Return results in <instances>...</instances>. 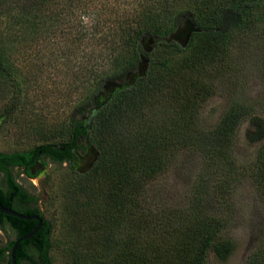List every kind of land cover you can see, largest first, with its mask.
Returning <instances> with one entry per match:
<instances>
[{"label": "trees", "instance_id": "16d2710c", "mask_svg": "<svg viewBox=\"0 0 264 264\" xmlns=\"http://www.w3.org/2000/svg\"><path fill=\"white\" fill-rule=\"evenodd\" d=\"M193 2L198 16L183 11L164 20L158 11L150 10L134 15V26H127V36L121 42L122 51L109 58L111 71L92 72V88L77 103L67 122L54 130H32L28 137L36 139L29 147L0 151V204L41 219L35 233L16 245L15 264H52V223L34 205L35 198L15 182L10 170L20 167L31 176L29 171L42 157L55 164L66 163L76 177L85 181L79 188L86 197L84 202L68 206V211L74 226H82L77 234L86 238L88 245L91 242L87 234L91 230L96 235L98 232L102 243L99 252L80 254L79 264H207L210 256L224 263L232 254L235 244L222 233V220L199 210L203 184L193 190L192 207L197 214L182 215L174 226L163 230L157 243L140 241L132 230L161 225L156 215L145 209L141 198L146 185L174 159L179 149L198 151L206 161L216 160L218 168L224 163L229 165L240 119L253 115L248 107L231 108L221 115L215 128H199L198 104L209 88L197 71L204 70L209 63L223 61V47L234 31L264 24V0ZM28 14L32 18L27 26H19L21 20L14 17L19 33L37 31L38 14ZM182 15L188 17L195 29L183 48L170 38ZM144 36L184 54L170 59L145 58V71L136 76L145 56L141 42ZM7 50V44L1 40L0 124L15 125L25 122L29 85L27 77L18 75ZM114 81L120 87L111 90ZM256 133L264 134L263 121L257 125ZM78 140L86 142L97 154L85 172H79L72 164L80 156ZM256 165L258 172L254 176L264 188V143L257 150ZM121 220L124 226L119 231ZM35 224L34 220L0 213V228H8L12 235L0 245V264H9L13 241ZM119 232L122 237H117ZM250 264H264V247L253 254Z\"/></svg>", "mask_w": 264, "mask_h": 264}, {"label": "rangeland", "instance_id": "374dc122", "mask_svg": "<svg viewBox=\"0 0 264 264\" xmlns=\"http://www.w3.org/2000/svg\"><path fill=\"white\" fill-rule=\"evenodd\" d=\"M148 10L158 11L164 20L183 11L199 15L193 0H0V41L7 44V54L18 75L28 78L25 96L30 101L24 123L0 124V151L29 147L36 139L29 138L32 130H54L65 124L77 103L91 90L92 72L111 71L109 58L122 51L127 26L132 27L137 17L134 15ZM28 12L39 16L35 20L37 31L19 33L14 17L21 20L19 26H27L32 18ZM187 19L182 15L177 28ZM141 42L145 52L142 58L147 60L184 54L148 36ZM223 48L222 62L209 63L197 71L209 88L198 104L197 122L199 128L211 130L227 109L252 110V117L240 119L230 163L218 168L216 160L206 161L198 151L179 149L146 185L141 198L161 227L155 224L142 227L141 231L136 227L132 230L140 241L157 243L163 230L174 226L182 215L197 214L192 207L193 190L203 184L199 210L222 220V233L235 244L224 263L210 256L207 264H250L253 254L264 247V188L254 176L258 172L257 150L264 143V134L256 133L257 125L264 122V24L234 31ZM111 85L120 84L114 81ZM2 102L0 99V105ZM77 144L82 158L72 164L79 172H85L97 154L83 140ZM10 170L15 182L35 198L34 205L52 223V264H79L78 257L83 252H99L102 241L98 232L96 235L95 231H88L92 246L88 245L86 238L77 234L82 226H74L68 211V206L86 198L79 191L85 183L82 177H76L66 163L55 164L46 157L29 171L31 176L20 167ZM121 221L119 231L124 226ZM118 236L122 237V232ZM11 238L8 228H0V245Z\"/></svg>", "mask_w": 264, "mask_h": 264}, {"label": "water", "instance_id": "95a60500", "mask_svg": "<svg viewBox=\"0 0 264 264\" xmlns=\"http://www.w3.org/2000/svg\"><path fill=\"white\" fill-rule=\"evenodd\" d=\"M194 30L195 29H194L193 25L188 20H186L183 23V26L181 28H177L170 35V38L176 40L177 43L181 47H184L187 44L189 37ZM146 64H147V60L145 58H141V65H140V67L136 73V76H140L145 71ZM132 78H134V77H132ZM127 84H130V81H128ZM115 87L118 88V87H120V85H112L111 90H113V88H115ZM0 213L15 217V218H18L21 220H26V221L34 220V221H36V224L33 226V228L30 231H28L27 233L17 237L11 245V248L9 251V264H15L14 251H15L16 245L20 241H23V240L30 238L35 233V231L39 228V226L41 224V219L37 215H25V214H22L20 212L15 211V210H12L9 207H4L1 204H0Z\"/></svg>", "mask_w": 264, "mask_h": 264}, {"label": "flooded vegetation", "instance_id": "af4514ba", "mask_svg": "<svg viewBox=\"0 0 264 264\" xmlns=\"http://www.w3.org/2000/svg\"><path fill=\"white\" fill-rule=\"evenodd\" d=\"M79 158L81 159V158H82V156H79Z\"/></svg>", "mask_w": 264, "mask_h": 264}]
</instances>
